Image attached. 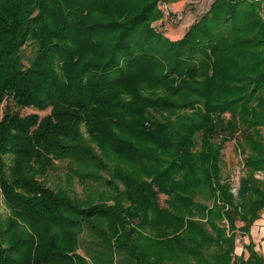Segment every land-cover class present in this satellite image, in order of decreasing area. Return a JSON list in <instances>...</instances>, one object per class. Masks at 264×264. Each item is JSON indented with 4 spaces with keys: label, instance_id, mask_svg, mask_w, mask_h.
<instances>
[{
    "label": "trees",
    "instance_id": "16d2710c",
    "mask_svg": "<svg viewBox=\"0 0 264 264\" xmlns=\"http://www.w3.org/2000/svg\"><path fill=\"white\" fill-rule=\"evenodd\" d=\"M120 1L0 0V264H264L235 253L264 211V0H214L179 41L153 25L178 0Z\"/></svg>",
    "mask_w": 264,
    "mask_h": 264
},
{
    "label": "rangeland",
    "instance_id": "374dc122",
    "mask_svg": "<svg viewBox=\"0 0 264 264\" xmlns=\"http://www.w3.org/2000/svg\"><path fill=\"white\" fill-rule=\"evenodd\" d=\"M150 2V0H147ZM214 0H178L174 2L166 3L164 1H158V7L163 12V17L161 20H158L153 23L157 28H163L165 34L173 41L181 40L182 36L186 33L187 29L194 24L196 21L200 19V17L209 9L210 4ZM115 4V1L111 4V6ZM121 6L123 7L124 3L122 0L120 1ZM121 6L118 4L114 6L113 11H120ZM110 11L111 7L108 9ZM102 11L106 15V12ZM96 15V11L94 13ZM136 87V82H135ZM155 92V91H154ZM178 102L185 101L184 99L177 100ZM10 105V109L19 111L21 115H25L31 112H36L40 116L47 113L49 110L45 111H38L32 107L20 108L12 104L11 101H8ZM196 103L195 105H198ZM181 112H192V109L186 108L177 110L176 113ZM3 113V105L0 106V117ZM84 129V128H82ZM236 142L235 139H231L230 141L226 142L223 149V163H222V172L223 174L229 173L231 175V181L233 185V191L235 192V188L238 186V178L240 173V169L242 167L241 164V155L238 154L240 148L235 146ZM11 156H6V164L9 165L11 163L10 158ZM64 163L58 164L57 168L51 170L49 173V177L47 179V183L52 188H57L60 186L65 185V181L63 179L64 174ZM259 177H262L261 173H258ZM72 190L80 195L81 193V186L78 185L76 181L72 184ZM164 195H160L159 202L163 203ZM7 208L4 206V198L0 192V214L7 213ZM84 231L79 236V245L77 248V253L81 254L85 257H89L93 259L92 254L95 253L96 245L93 242V235L90 233L86 225H83ZM247 241L246 237L237 236L235 241V253L239 254L240 250L243 251V244ZM96 243V240H95ZM97 244V243H96ZM245 252V251H244ZM246 253V252H245ZM247 255V254H246Z\"/></svg>",
    "mask_w": 264,
    "mask_h": 264
},
{
    "label": "crops",
    "instance_id": "0c3cea01",
    "mask_svg": "<svg viewBox=\"0 0 264 264\" xmlns=\"http://www.w3.org/2000/svg\"><path fill=\"white\" fill-rule=\"evenodd\" d=\"M248 242L249 237L253 240L255 244V249L258 250L264 257V211L261 213L260 217L255 220L250 228L249 235H245ZM242 251L240 250L239 254Z\"/></svg>",
    "mask_w": 264,
    "mask_h": 264
}]
</instances>
